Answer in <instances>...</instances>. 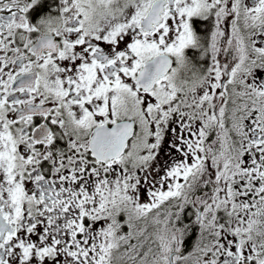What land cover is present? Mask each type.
I'll use <instances>...</instances> for the list:
<instances>
[{
    "label": "snow or ice",
    "instance_id": "snow-or-ice-1",
    "mask_svg": "<svg viewBox=\"0 0 264 264\" xmlns=\"http://www.w3.org/2000/svg\"><path fill=\"white\" fill-rule=\"evenodd\" d=\"M0 264H264V0H0Z\"/></svg>",
    "mask_w": 264,
    "mask_h": 264
}]
</instances>
